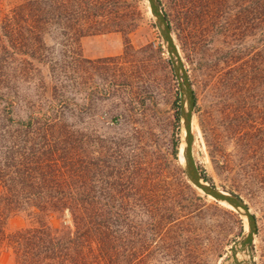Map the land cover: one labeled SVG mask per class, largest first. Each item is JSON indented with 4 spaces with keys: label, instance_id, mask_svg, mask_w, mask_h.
Returning <instances> with one entry per match:
<instances>
[{
    "label": "rangeland",
    "instance_id": "374dc122",
    "mask_svg": "<svg viewBox=\"0 0 264 264\" xmlns=\"http://www.w3.org/2000/svg\"><path fill=\"white\" fill-rule=\"evenodd\" d=\"M126 1L129 7L124 12V5L118 2L116 7L121 15H127L120 19L122 24L136 25L131 34L88 35L70 49L59 44V37H48V48L43 51L47 55L45 63L26 57L42 71L44 85L37 80L24 82L21 95L45 108L50 102L57 104L63 97L68 99L70 104L61 118L73 127L77 147L87 141L85 147L103 158L116 154L111 147L117 149L123 160L136 161L145 169L136 175L150 176L158 184L149 192L141 191L176 208L172 222L163 230L148 234L146 264H264V193L253 180L262 173L264 162V30L256 29L255 36L248 33L250 37L245 41V68L250 71L247 78L235 80L233 64L228 65L220 53L230 43L224 34L249 22V0L227 1V29L222 18L205 12L204 0H188L185 10L182 0L159 2L197 98L195 162L210 184L240 195L250 207L257 224L250 251L238 249L249 232L247 219L227 204L205 195L189 180L181 159V92L167 43L149 1ZM197 31L203 36L202 44ZM201 53L211 56V67L200 63ZM20 59L15 55L7 61L9 76L18 75L17 68L23 64ZM66 74L70 75L68 79ZM43 86L50 89L40 96ZM28 117L25 104L0 102V125L10 124V118ZM30 221L27 210L12 212L6 221L8 231L30 227ZM70 222L69 214L49 219L54 227ZM136 231L139 232L138 227ZM123 234L126 242H133V264H139L141 233L129 235V228L124 226ZM13 260L11 250H1L0 264H11Z\"/></svg>",
    "mask_w": 264,
    "mask_h": 264
},
{
    "label": "trees",
    "instance_id": "16d2710c",
    "mask_svg": "<svg viewBox=\"0 0 264 264\" xmlns=\"http://www.w3.org/2000/svg\"><path fill=\"white\" fill-rule=\"evenodd\" d=\"M182 1L185 10L188 0ZM204 1L205 12L222 18L224 28H229L225 18L229 0ZM118 2L124 5L123 12L129 7L126 0H0V102L13 106L19 101L29 111L27 120L10 118V124L0 125V253L4 248L11 250V264H133V242H126L124 226L129 235L141 233L139 264H146L148 234L163 230L176 216L175 207L141 191L149 192L158 184L150 176L136 175L145 172L139 163L123 160L112 147L116 154L107 158L100 153L94 156L85 147L87 141L77 147L73 127L61 118L70 104L68 99L50 102L45 108L21 95L24 82L37 80L40 85L45 79L27 58L45 63L48 37H59V44L70 49L88 35L131 34L136 25L122 24L120 19L127 15L120 14ZM248 8L249 22L224 34L230 43L220 52L228 65L233 64L237 81L250 73L244 60L246 39L255 36L256 29L264 30V0H249ZM197 32L202 44L203 36ZM15 55L25 58L20 63L27 64L18 66L16 77L6 72L10 68L7 61ZM201 55L200 63L211 67L210 55ZM49 89L43 86L38 95H46ZM194 97L196 103L195 93ZM261 164L262 173L253 180L264 193V162ZM186 187L192 190L190 185ZM20 210L29 212L30 227L8 231L9 215ZM66 214L70 224L54 227L49 223L50 217ZM135 222L143 223L136 226Z\"/></svg>",
    "mask_w": 264,
    "mask_h": 264
},
{
    "label": "water",
    "instance_id": "95a60500",
    "mask_svg": "<svg viewBox=\"0 0 264 264\" xmlns=\"http://www.w3.org/2000/svg\"><path fill=\"white\" fill-rule=\"evenodd\" d=\"M151 12L158 23L164 40L167 43L168 51L172 58L173 68L179 81L181 100H182V118L184 138L182 140V153L185 160L186 172L190 182L201 190L205 195L212 197L218 202H223L237 210L248 221V234L239 243L238 248L241 251L251 250L254 245L255 235L257 234L256 218L252 214L248 204L241 198L224 190H221L210 184L200 173L193 155L194 134L193 122L195 115V97L188 72L184 66L183 60L179 53L172 36L171 26L167 16L162 10L159 0H148ZM237 248L233 251L236 252Z\"/></svg>",
    "mask_w": 264,
    "mask_h": 264
},
{
    "label": "bare ground",
    "instance_id": "6f19581e",
    "mask_svg": "<svg viewBox=\"0 0 264 264\" xmlns=\"http://www.w3.org/2000/svg\"><path fill=\"white\" fill-rule=\"evenodd\" d=\"M192 130H194V122H193V128H192ZM181 159H182V162L184 163L185 162V160H184V157H183V154H182V156H181ZM199 190V189H198ZM201 191V190H200ZM202 192V191H201ZM212 198V197H211ZM221 203H223V202H221ZM226 204V203H225ZM228 205V204H227ZM229 206V205H228ZM231 207V206H230ZM232 209H233V207H232Z\"/></svg>",
    "mask_w": 264,
    "mask_h": 264
}]
</instances>
